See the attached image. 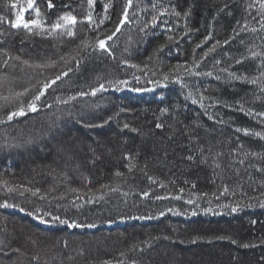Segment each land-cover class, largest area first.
Masks as SVG:
<instances>
[{"label":"trees","instance_id":"obj_1","mask_svg":"<svg viewBox=\"0 0 264 264\" xmlns=\"http://www.w3.org/2000/svg\"><path fill=\"white\" fill-rule=\"evenodd\" d=\"M262 3L0 0V264H264Z\"/></svg>","mask_w":264,"mask_h":264},{"label":"snow or ice","instance_id":"obj_2","mask_svg":"<svg viewBox=\"0 0 264 264\" xmlns=\"http://www.w3.org/2000/svg\"><path fill=\"white\" fill-rule=\"evenodd\" d=\"M93 2V0H89V4H91ZM130 2V0H129ZM33 4H34V0H27V8L28 9H32L33 8ZM51 7V4L49 5ZM12 7H16L15 4L12 5ZM261 8H264V3L261 4ZM35 13H36V16L38 17L40 15L39 13V10L38 8L35 9ZM177 15H179V13H177ZM125 18H126V13H125ZM91 19V17L89 16V20ZM60 21H63V24L60 22ZM153 21H155V17H153ZM77 23V19L76 17L74 16H71V15H67V16H63V17H60V20L57 21V23L54 25L55 28L59 29L61 27H67L69 25L71 26H74L75 24ZM13 27H16V28H19V27H23L25 29H28L29 31L32 30V27L35 26V27H42V25L40 24V22L36 19H32V20H29V21H25L24 18H23V11H20V12H17L16 13V19H15V22L12 24ZM116 31H119V27L116 29ZM68 34L69 35H72L73 32H72V29L71 28H68ZM112 37L109 36L108 39H111ZM99 46L100 48H105V41H100L99 42ZM57 79H59V77H57ZM165 79H167V77H165ZM52 83H55V81H52ZM123 83V82H121ZM45 88L47 87H50L49 84H46L44 86ZM101 87H103V85H101ZM43 93H40V95H42ZM40 95H37L35 97V100H39L40 98ZM33 111L36 110L35 108V103L31 104L29 106ZM16 115H23V110L21 109L20 112H13L11 113V115L8 117L9 119H12V117L16 116ZM125 127H127V125H125ZM157 127H159V125H157ZM191 159V158H190ZM117 175H119V173H117ZM235 210V209H233ZM70 227H77L78 225H75V224H72V225H69Z\"/></svg>","mask_w":264,"mask_h":264}]
</instances>
